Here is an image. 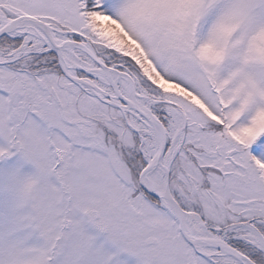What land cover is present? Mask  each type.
Instances as JSON below:
<instances>
[{"label": "snow or ice", "instance_id": "snow-or-ice-1", "mask_svg": "<svg viewBox=\"0 0 264 264\" xmlns=\"http://www.w3.org/2000/svg\"><path fill=\"white\" fill-rule=\"evenodd\" d=\"M0 264H264V0H0Z\"/></svg>", "mask_w": 264, "mask_h": 264}]
</instances>
